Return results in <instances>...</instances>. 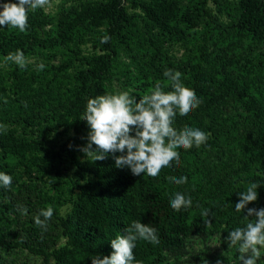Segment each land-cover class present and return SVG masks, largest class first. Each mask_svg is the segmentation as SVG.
<instances>
[{"label": "trees", "instance_id": "1", "mask_svg": "<svg viewBox=\"0 0 264 264\" xmlns=\"http://www.w3.org/2000/svg\"><path fill=\"white\" fill-rule=\"evenodd\" d=\"M123 1H83L62 7L55 16L33 11L28 14L29 27L25 32L14 28L0 37L4 55L18 49L25 55L37 47L61 46L72 52L69 61L76 60L79 65L73 73H54L32 92L23 89L29 76L14 71L6 74L16 86V96L4 102L0 120H12L22 130H0V162L3 155H10L19 166H27L31 158L35 159L33 154L45 146L51 170L57 177L71 171V188L77 191L70 198V212L55 216L65 237L61 246L48 250L33 243L13 244L41 256V264H49L51 259L55 264H91V257L112 253L110 240L126 234L127 225L134 220L156 228L160 242L154 245L138 239L133 264H160L167 250L207 219L224 239L228 231L254 222L253 218H244L246 211L234 210L239 200L237 193L246 191L253 182L260 184L258 199L248 207H264V101L248 88L250 70L237 66L235 60L218 64L206 60L205 65L181 80L202 103L186 116L177 113L173 127L177 131L185 126L198 128L208 135V140L200 147L178 148L179 166L173 161L156 177L134 176L130 169L115 167L111 156L96 162L78 156L76 146L86 144L89 130L82 120L87 101L107 94L105 83L118 55L114 39L128 44L141 32L158 31L164 35L177 24L193 30L207 20L216 34L248 36L258 43L256 63L264 68V0ZM209 2L214 4L216 13L208 7ZM128 6L136 10L129 12ZM217 14H223L229 23L224 24ZM47 26L50 33L40 35V29ZM80 30L95 32L97 36L88 53L69 46ZM106 35L110 36L109 42L101 43ZM247 63L255 65L252 60ZM60 76L66 77L65 82L55 85L53 81ZM27 130H38L37 138L28 137ZM68 132L57 146L50 143L48 136L52 133L55 138ZM0 170L13 174L14 167L1 163ZM182 176L187 177L186 183L178 185L169 180ZM177 192L191 198V207L172 209L170 201ZM6 197L5 188L0 186V221L11 208ZM206 210L210 211L208 217L202 215ZM257 264H264V252Z\"/></svg>", "mask_w": 264, "mask_h": 264}, {"label": "rangeland", "instance_id": "2", "mask_svg": "<svg viewBox=\"0 0 264 264\" xmlns=\"http://www.w3.org/2000/svg\"><path fill=\"white\" fill-rule=\"evenodd\" d=\"M83 1L92 0H50L45 8L35 11L55 16L62 7ZM177 1L182 3L186 0ZM4 2L6 0H0V3ZM208 7L216 13L214 4L209 2ZM127 9L129 12L136 10L129 6ZM31 12L33 11H29L28 14ZM217 15L224 24L229 23V19L223 14ZM12 29L14 28L11 26L0 28V37ZM50 31V27L47 26L40 29V35L45 36ZM96 42L95 32L80 30L69 46L88 53ZM113 43L118 49V55L113 61L109 78L105 83L107 94L129 92L138 101L144 95L151 94L157 84H160L162 89H172L171 82L163 75L166 69L181 72L182 80L205 65L206 60L217 64L235 60L237 66H241L243 70H250L248 88L264 101V68H260L256 63L259 44L248 36L228 32L216 34L207 25V20L193 30L183 24H177L164 35L159 34L158 31H153L151 34L141 32L128 44L119 43L116 39ZM6 56L0 51V110L6 100L16 96V86L11 78L6 76L7 72L14 71L25 77L29 76V83L23 85V89L32 92L35 88H41V85L52 78L54 73H73L79 66L76 60L69 61L73 56L72 52L61 46L32 49L25 54L29 61L26 69H21L11 61L5 62ZM247 60H252L255 63L254 67L249 66ZM41 62L45 64V68L37 71L36 66ZM61 80L65 82L66 77L60 76V79L57 78L53 83L57 85L62 83ZM0 124L6 125L7 128L14 127L17 132L22 130V126L12 120L6 122L0 120ZM69 133L55 138H52V133L48 138L52 145L57 146ZM38 134V130L26 131V135L30 138H37ZM46 150L47 148L42 146L33 154L35 159L31 158L27 166H19L16 159L10 155H3L1 158L0 164L5 167L13 166L14 170L13 174L0 170L13 178L11 189H5L7 194L5 202L9 203L11 208L5 212L4 219L0 221V264L42 263L41 256L34 255L21 247H14L15 242L33 243L34 246L50 250L61 246L65 241L55 216H65L70 212L72 209L70 198H73L77 191L71 188V171L61 173L60 177L54 174L53 169L51 170V162L45 157ZM78 156L86 159L81 151H78ZM17 205L26 206L28 214L21 215ZM49 206L53 208L54 214L50 219L48 230L42 233L35 225L34 217L40 209ZM262 252L264 249H261V254ZM239 255L238 247L229 248V242L223 238L220 231L209 224H200L174 248L167 250L160 264H205L206 260L208 264H216L218 259L222 260L223 264H240ZM49 264H55L54 260L51 259Z\"/></svg>", "mask_w": 264, "mask_h": 264}, {"label": "clouds", "instance_id": "3", "mask_svg": "<svg viewBox=\"0 0 264 264\" xmlns=\"http://www.w3.org/2000/svg\"><path fill=\"white\" fill-rule=\"evenodd\" d=\"M50 0H6L0 3V28L11 26L20 32L28 27V12L45 8ZM110 36L101 38V43H108ZM13 62L21 69H26L29 61L21 50L9 53L5 62ZM37 71L45 68L43 62L37 66ZM163 75L171 82V91L165 92L157 84L151 94L144 95L138 101L129 92L99 95L90 98L82 120L86 121L88 133L86 144L76 146L78 151L85 154L89 162L103 161L109 156L115 162V167L130 169L134 176L147 174L156 177L162 168L175 161L180 164L178 148L191 149L194 145L200 147L208 140V135L198 128L185 126L177 131L173 127L177 113L186 116L199 107L202 101L195 91L184 86L181 82L182 73L173 69H166ZM0 130L6 132L7 126L0 124ZM95 146V147H94ZM70 148L73 146L70 144ZM119 153V154H117ZM176 184L187 182V177H169ZM13 178L0 172V186L11 189ZM258 183H251L246 191L238 192V202L235 203L236 212H245L244 218H253L245 227H237L228 231L225 238L229 241V248L238 247L240 264H257L264 249V207H248L250 202L258 199ZM175 211L191 207L192 200L177 192L170 201ZM21 215L26 216L28 209L24 205H17ZM53 208L40 209L34 217V222L41 232H46L53 216ZM209 210L202 215L208 217ZM211 222L207 219L205 224ZM124 235H117L110 240L113 249L110 255H96L91 257V264H133V249L136 241L142 239L152 244H159L157 229L149 224L134 220L127 225ZM208 264V261H205ZM216 264H223L218 259Z\"/></svg>", "mask_w": 264, "mask_h": 264}]
</instances>
